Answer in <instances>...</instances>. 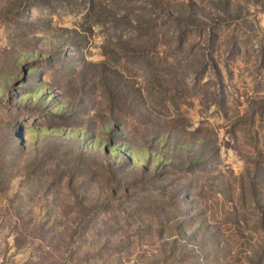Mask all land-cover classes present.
Returning <instances> with one entry per match:
<instances>
[{
    "label": "rangeland",
    "instance_id": "obj_1",
    "mask_svg": "<svg viewBox=\"0 0 264 264\" xmlns=\"http://www.w3.org/2000/svg\"><path fill=\"white\" fill-rule=\"evenodd\" d=\"M0 264H264V0H0Z\"/></svg>",
    "mask_w": 264,
    "mask_h": 264
},
{
    "label": "trees",
    "instance_id": "obj_2",
    "mask_svg": "<svg viewBox=\"0 0 264 264\" xmlns=\"http://www.w3.org/2000/svg\"><path fill=\"white\" fill-rule=\"evenodd\" d=\"M191 19H194V18H191ZM115 86V85H114ZM115 88H117V86H115ZM115 124H111V127H110V125H109V134L111 135V136H113V134H115V133H120L119 132V130H118V128H116L115 126H114ZM204 146H207L206 144H204ZM111 152H112V150H110ZM202 154H200L199 156H201ZM131 156H136V155H133V154H131Z\"/></svg>",
    "mask_w": 264,
    "mask_h": 264
}]
</instances>
